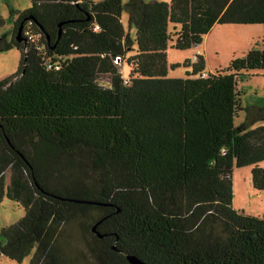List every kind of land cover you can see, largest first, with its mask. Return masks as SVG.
<instances>
[{
	"label": "trees",
	"instance_id": "obj_1",
	"mask_svg": "<svg viewBox=\"0 0 264 264\" xmlns=\"http://www.w3.org/2000/svg\"><path fill=\"white\" fill-rule=\"evenodd\" d=\"M30 1L0 39L20 52L0 80V203L24 209L0 229V254L78 264L76 227L96 264H264V216L232 205L234 167L264 191V106L239 104L264 49L204 76L195 54L179 78L166 56L214 24L264 25V0Z\"/></svg>",
	"mask_w": 264,
	"mask_h": 264
},
{
	"label": "rangeland",
	"instance_id": "obj_2",
	"mask_svg": "<svg viewBox=\"0 0 264 264\" xmlns=\"http://www.w3.org/2000/svg\"><path fill=\"white\" fill-rule=\"evenodd\" d=\"M97 1V0H96ZM148 2L150 0H144ZM163 2H169L170 0H157ZM31 5L30 0H0V17L3 20L2 26H0V39L4 38L9 41L12 31V19L10 17V9L15 11H22L29 8ZM128 15L126 11L121 13V22L126 31L130 34V37L134 39L135 26L128 25ZM234 32H242V40L238 41V44H232L227 41L228 44L222 43V46L218 47L217 54L210 49L208 45L207 62L205 70L209 68H216L214 71L224 68L228 61L241 55L238 50H244L247 46H257L264 49V25H233L230 26ZM174 28L173 25H169L170 31ZM230 29V28H229ZM213 32L212 35H214ZM211 35V37H212ZM211 37L208 40L210 43ZM238 40V39H237ZM172 42L168 44L166 51L167 62L169 65H176L169 67L167 70V76L172 78L184 77L186 71H190V67H185L183 63L187 60L193 59L194 52L200 48L203 50V46L193 47L190 49L179 50L172 46ZM20 60V52L16 48H10L8 50H0V80L12 75ZM121 72L125 76L128 73V67L125 64L121 65ZM120 71V70H119ZM205 74V73H204ZM206 75V74H205ZM106 76H101L100 80L103 84H106ZM241 93L239 97V104L241 107H262L264 106V73H258L251 77L246 78L240 84ZM244 111L238 112L235 118V123L238 124L243 120ZM251 166H243L240 168H233L232 171V205L237 210H242L244 213L264 216V191H257L253 188L251 183ZM24 214L23 207L14 200L4 197L0 203V229L3 226L11 225L21 218ZM70 238L67 242L68 246H71L70 253L78 264H96L95 259L90 256L88 247V238L84 236L80 230L76 227H72L69 230ZM31 253L24 257L20 262L9 259L3 254H0V264H28ZM72 258V259H73Z\"/></svg>",
	"mask_w": 264,
	"mask_h": 264
},
{
	"label": "crops",
	"instance_id": "obj_3",
	"mask_svg": "<svg viewBox=\"0 0 264 264\" xmlns=\"http://www.w3.org/2000/svg\"><path fill=\"white\" fill-rule=\"evenodd\" d=\"M233 25H237V24H214L212 26V28L209 30V32L206 35H204L202 42L200 44H197V45L193 46V47H197L198 48V47H200L202 45L204 47L203 50L198 48L194 52V55L195 54H201L204 57L205 63H204V72L203 73H205V74L213 73L212 71H214L216 69V68H212V69L209 68L208 71L205 70L206 63H208L207 62V53H206V51L208 50V45L209 44H210V49L215 54H217L218 47L222 46V43L224 45V44H228L227 41H230L233 45L234 44L236 45V44H238L239 40H242V37H243L244 33H242V32H234L233 33L232 32L233 29H231V27H230V26H233ZM255 25H262V24H255ZM213 32H216V33H214V35H212ZM211 35H212V37H211ZM210 37H211V40H210V43H208V40H209ZM251 47H253V46H251ZM251 47L249 45L244 50H238V52L241 55H243ZM241 55H239V56H241ZM239 56H237V57H239ZM233 58H235V57H233ZM233 58H231V59H233ZM230 60L228 61V63L230 62Z\"/></svg>",
	"mask_w": 264,
	"mask_h": 264
},
{
	"label": "water",
	"instance_id": "obj_4",
	"mask_svg": "<svg viewBox=\"0 0 264 264\" xmlns=\"http://www.w3.org/2000/svg\"><path fill=\"white\" fill-rule=\"evenodd\" d=\"M20 29L21 28H19V30H18V33H17V35H16V38L18 39V40H21V38H20ZM117 62H119V59H117ZM129 259V261L131 262V263H136L133 259H131L130 257L128 258Z\"/></svg>",
	"mask_w": 264,
	"mask_h": 264
},
{
	"label": "built area",
	"instance_id": "obj_5",
	"mask_svg": "<svg viewBox=\"0 0 264 264\" xmlns=\"http://www.w3.org/2000/svg\"><path fill=\"white\" fill-rule=\"evenodd\" d=\"M202 75L204 76L205 74L203 73Z\"/></svg>",
	"mask_w": 264,
	"mask_h": 264
}]
</instances>
